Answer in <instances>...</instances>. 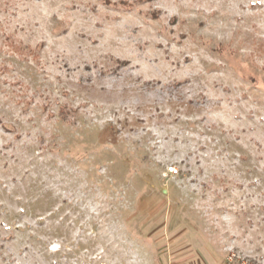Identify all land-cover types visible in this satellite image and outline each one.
<instances>
[{"label":"rangeland","instance_id":"obj_1","mask_svg":"<svg viewBox=\"0 0 264 264\" xmlns=\"http://www.w3.org/2000/svg\"><path fill=\"white\" fill-rule=\"evenodd\" d=\"M0 264H264V0H0Z\"/></svg>","mask_w":264,"mask_h":264},{"label":"built area","instance_id":"obj_2","mask_svg":"<svg viewBox=\"0 0 264 264\" xmlns=\"http://www.w3.org/2000/svg\"><path fill=\"white\" fill-rule=\"evenodd\" d=\"M168 173H169L170 175H177L179 172H178V170H177L176 167L171 166V167L168 168Z\"/></svg>","mask_w":264,"mask_h":264}]
</instances>
